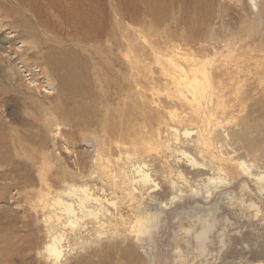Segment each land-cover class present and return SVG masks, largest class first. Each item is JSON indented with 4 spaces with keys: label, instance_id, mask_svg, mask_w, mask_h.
Here are the masks:
<instances>
[{
    "label": "rangeland",
    "instance_id": "1",
    "mask_svg": "<svg viewBox=\"0 0 264 264\" xmlns=\"http://www.w3.org/2000/svg\"><path fill=\"white\" fill-rule=\"evenodd\" d=\"M4 1L0 0V39L5 34L8 37L17 35L14 38V45L22 49L30 48L27 42L20 41L21 39L25 41L23 39L26 38L25 34L21 32V21L10 9L9 3ZM138 2L140 3L139 0ZM211 3L215 17L213 20L208 16L205 18L206 25L201 34L203 39H199L195 45L187 42L189 38H194V34L191 32L190 24L181 21V14L177 11L179 6L176 3L174 7L172 6L173 8H170L173 9V12L170 11V17L160 25H152L150 16V18L145 16L148 17L147 26L139 22L130 23L132 30L129 32L131 33L129 39L133 40L134 48L129 54L131 63L129 66L126 64L127 69L125 70L131 75L132 91L136 90V92H132L136 93L135 96L132 94V101H137L132 103L135 108L133 116L135 127L137 129L139 127L140 134L138 138L136 137L137 139L135 138L137 141L132 139L135 144L133 143L129 147V161L127 157L122 161L116 160L118 156L116 153L113 154L114 157L110 154L104 155L106 152H102L101 156L98 155L101 152L93 150L97 148L93 145L92 140L87 142L81 139L84 135H88L83 134L86 129L71 131L66 125L67 123L62 124L63 121L67 122L68 118L56 108L64 105L62 103L64 92L60 87L58 74L50 70L49 65L44 64L40 58L30 57L29 62L36 66L35 72L30 75L35 82L33 85L32 80L27 79L23 74L22 69H24L26 61H22L21 55L17 53L8 56L5 50L0 48V143L7 148L10 147V152H14L10 156L8 165L0 163V264H50L43 252V247L48 240L45 218L43 217H48L52 207L46 208L43 213H48L43 215L39 206L47 202L51 203L53 201L51 196L56 190L59 191L60 187L64 189L69 185L85 186L94 196L102 198L105 201L103 206L106 207L103 212L107 213L105 212V220L101 226L93 227L87 224L88 234L84 233V230H80L82 231L81 237L78 235L80 228L76 222L60 227L58 233H62L64 238H67L65 241L67 245L63 244L65 260L61 264H72L75 260L83 258H89L93 260L94 264H98L99 258L102 256H109L111 260L119 264H264V194H261L257 188L259 182L253 181L251 174H242L239 165H237L238 161H243L244 165L250 168V173L253 169V174L264 178V158L261 159V156H264L260 151H256L258 146H254L258 144V131L257 136L254 135V132L247 134L249 139L252 138L250 142L254 143L251 145L252 148L248 142H243L237 134L232 142H228L227 145L232 149L228 147L223 152H226L232 160L235 159L233 161L235 167L233 169H224L223 167L224 171L221 174L218 172V175L216 168L224 166L218 161V158H222L221 153L213 149L215 150L213 151L214 159L208 154L203 157L200 152L203 147L193 143L197 137L195 133L199 124L192 122L190 127L189 120L178 122L176 117L173 118L167 114V111L171 110L173 113L179 114L180 117L188 116V113H185L186 110L181 109L178 103H173L174 95H171L172 98L167 95L171 93L172 89L169 81L178 76L176 67L185 68L184 62L186 65L187 57L183 56H188L190 61L192 58H198L201 64L206 68L209 67L210 70L215 67L226 72L233 68H240L241 75L238 76L239 84L236 87L241 88L239 91H241L242 97L238 96V98L244 101L240 102L239 99H235L236 104L233 103V107H231L233 110H237L234 117L246 118L250 115L253 117L252 120L250 116L248 118L250 124L256 122L262 126L264 114L260 113L259 108L264 106V39L258 40L257 36L259 37L262 30L259 28L262 20L258 15V9L264 7V0H212ZM224 6L228 8L225 14L222 11ZM141 18L144 17L141 16ZM253 32H256V35ZM224 41L229 43L227 49L222 47ZM201 43L205 45H201ZM12 44L9 43L6 46ZM109 44L104 42L101 48H108L111 45ZM241 44H244V47L238 48ZM114 48L112 50H114V55L116 53L115 57L120 63L118 66H114V70L103 69V75L116 82V87L112 85L108 88L105 87L110 90L112 100L116 97L112 90H119L123 85L122 73L126 71L123 70L122 64L125 63L124 60L128 55L125 54L123 48ZM28 51L23 50V54L25 55ZM29 53L32 54V51L30 50ZM176 62L177 66L174 65ZM14 66L19 68L20 72L18 71L17 75L12 69ZM186 68H188L187 65ZM211 78L214 79V76L209 74L206 75V78L198 76L200 82ZM91 81L96 86L93 89L97 90L98 88L96 96L99 100L104 93L99 92L101 87L95 81L92 73L89 82ZM166 85L169 89L166 88ZM101 86L104 87V84ZM158 86L164 90L161 92ZM61 91L62 93H60ZM53 92L55 96L52 95ZM138 93L142 96L140 97ZM245 99L248 101L246 102ZM256 100H258V110L248 111L249 109L246 107ZM99 105L98 101L97 106ZM139 105L141 106L139 107ZM140 118L141 120H139ZM148 118L151 125L148 122L146 124ZM137 120L139 121L138 125ZM164 124L177 126L181 133L184 132L185 127V129L191 130L188 137L180 133L178 136L180 141L171 143V135L167 132ZM54 126H58V128ZM143 127L147 130L145 131ZM261 129L264 131L263 127ZM99 133L96 128H91L89 134L101 137ZM18 143L23 146L20 147ZM232 143L236 144L240 150ZM176 146L191 156L193 155V159L197 163L199 162V166H192L183 159H179L176 155ZM249 149H252V152H248ZM0 150L7 153L4 146H0ZM132 151L133 153H131ZM258 152L261 153V156L258 155ZM140 161L145 164V171L153 184L156 185L153 187L154 189L151 188V192L140 189L129 191L123 188L121 179L114 180L109 176L108 168L112 166H114L113 172L127 171L131 165L140 164ZM120 168H122L121 171H119ZM243 168L247 169V167ZM197 173L198 176H195ZM180 175L185 176L187 184L185 181L184 183L180 181L178 178ZM208 175L209 183L205 180ZM237 176L239 177L237 178ZM218 177H221V180ZM215 179L217 182L214 181ZM171 181H175L180 187L172 188ZM202 182L206 185L203 186ZM214 186L218 188L216 189ZM193 187L196 189L199 187L203 191H197ZM208 191H212V194L207 197ZM40 193L43 194L42 199L38 197ZM230 195L231 197H229ZM72 200L70 199L69 203H72L75 208V202ZM152 200L160 206L162 203L165 204L166 208L162 206L161 216L154 221V225L150 226L149 232L142 238L135 239L130 235L127 223L132 222L135 215L145 216L146 211L151 212L147 207L150 206ZM246 203H249L250 206ZM145 204L149 205L145 206ZM89 208L93 209V207ZM50 219L52 221V218ZM90 221L87 219L82 223L79 220L81 224ZM199 237L203 241H199ZM98 250L102 251V254L96 256L94 253Z\"/></svg>",
    "mask_w": 264,
    "mask_h": 264
},
{
    "label": "bare ground",
    "instance_id": "2",
    "mask_svg": "<svg viewBox=\"0 0 264 264\" xmlns=\"http://www.w3.org/2000/svg\"><path fill=\"white\" fill-rule=\"evenodd\" d=\"M139 1H140V3L138 2V0H5L4 1V2L9 3L10 9L12 10V12L15 15L18 16L19 20L21 21V25H22L21 32L25 34L26 38L23 39L25 41H22V39L20 41L23 43L27 42L30 45L29 46L27 44V46H29L30 48H23L22 49L21 47H16L14 45V38L17 37V35L15 37H13V36L8 37L7 34H5V36L0 39V45H2V47H0V48L4 49L5 53L8 56L9 55L11 56V54L15 55L17 53H19V55H21L22 61L23 60L26 61V65L24 66V69H22V71H23L24 76L27 77V79L32 78L30 75L35 72V67H36L29 62L30 57L40 58V60H42V62L44 64L49 65V67L51 68L50 70L55 71L58 74L60 87L64 92V96L61 95L63 97L62 103H64V105L56 108L58 111L61 112V114L66 115L68 118V119L66 118L68 121L67 122L63 121L62 124L64 122L67 123L66 125L70 128L71 131H73L75 129H80V130L86 129V132H84L83 130L82 131L84 132L83 134H88V135H84V137L81 138L82 141L88 142V140H92L93 145L97 148V149H93V148L92 149L94 151H100L101 152L98 155L101 156L102 152H106L104 155L110 154L111 156L114 157L113 154L116 153V154H118L116 160H120V161H122L123 158H126V157L128 160V156H129L128 154H129V149H130L129 147L134 143L133 140H136L140 134L139 127H138V129L135 127L136 124H134L135 119L133 116L135 108H134L132 103H133V101L134 102H137V101H135V100L132 101V94H134V96L136 94V93H132V92H136V90H135L136 88L133 89L135 91H132V87H133L132 86V80H131L132 78H131V75L125 70V69H127L126 64L129 66L131 63V59L129 58V54H130L131 50H133V48H134L133 42H132L133 40L130 41V39H129V35H131V33H129V32H130V30H132L130 23L139 22V23H144L147 26L146 21H147L148 17L150 16L151 17L150 23L152 25L153 24H159L160 25L161 23L165 22L170 17V11L172 10V12H173V9H170V8H173L175 6V3H176L179 6L178 9L177 8L176 9H177L178 13L181 14V18H180L181 21H184L185 23L188 22L190 24V27H191V32L194 34V38H189L187 40V42H189L188 44L195 45L196 43L199 42L198 41L199 39H201V40L203 39V38H201V34H202L203 27L206 25L205 18L208 16L209 18H211L213 20L215 17V15L213 14L214 9H213L212 3H211L212 0L211 1L210 0H139ZM241 1H243V0H241ZM222 11L225 14L228 11L227 6H224ZM258 15L260 17V20H262L261 23L259 24L260 25L259 28H262V30L260 31L259 37L257 36V38H258V40H263L264 39V7H261L258 9ZM141 16H143L144 18L142 19ZM145 16H148V17L146 18ZM180 24H181V22H180ZM139 29L141 30V28H139ZM253 33H255V35H256V32H253ZM27 39H29V40H27ZM133 39H134V37H133ZM20 41H19V43H20ZM12 42H13V44H12ZM104 42H108L111 45L109 44L110 46L108 48L102 49L101 47H102ZM9 43H11L13 46L12 45L6 46ZM201 45H205V44L201 43ZM24 46H26V45H24ZM113 47L123 48V51L125 52V54H128V55H126V60H124L125 63L122 64L123 68H124L123 70L126 71V72L122 73L123 74V85L120 87L119 90L118 89L112 90L114 95L116 96L112 100V97H110V96H112L109 92L110 90L107 88L110 85L115 86L116 82H115V80H111V79L106 78L103 75L104 74L103 69L105 68L106 70H109V71L112 69L114 70V66H118V64L120 63L118 58L115 57L116 53L114 55V50H112ZM222 47H226V49H227V47H229V43L228 42L223 43ZM241 47H244V44H241L240 46H238V48H241ZM29 49L32 51V54L29 53V51H30ZM23 50L25 52L28 50L29 51L24 55ZM116 52H117V50H116ZM0 53H1V51H0ZM190 54L192 55L191 51H190ZM176 56H175V58H176ZM183 57L188 58V56H183ZM187 58L185 60H186V65L188 68H186L185 62H184V60H182L183 58L181 60L184 62L185 68L177 66L178 65L177 62L174 63V65L177 64L175 66H177L176 67V73H178V76L174 77L173 79H171V81H169L171 86H172V89H171V93H169L167 95L170 97H171V95H174L173 98L171 97L173 99V103L174 102L178 103V105L181 107V109L183 108L184 110H186L185 113H188V116L184 115V116L180 117L179 114H175L171 110H168V109H167L168 110L167 114L170 117H173V118L176 117L178 122L184 121V120H189V123H190L189 126L190 127L192 126L191 125L192 122H195V124L196 123L199 124V126L196 128L198 130L195 133V134H197V137L195 135L196 138L194 139L195 141H193V143L197 146L203 147L202 151H200V152H202L203 157L205 154H208V155H210V157H212L214 159L215 154L213 151H215V150H213V149H216L219 153H221L222 158H218V156H217V158H218V161H220L224 166L221 165V166H218L217 168L215 167L216 171H217L216 174H218V175H219V173L221 174L225 168H232L233 169V167H235L234 166L235 163H233V161L235 159L232 160V158H230L229 155L223 151L228 149V147H229V145H227L228 142L229 141L232 142L234 140V138L236 137V134L240 138H242L243 142H248L249 146H251L253 142L251 143L250 140L252 138L249 139L248 138L249 136L247 137V134L250 132H254L255 133L254 135L257 136L256 133L258 131L259 140H257L258 142L256 141L258 144L254 145V146L255 147L258 146V149L256 151H260L264 156V131L261 129V127L264 128V120L262 121V126L256 122L254 124L253 123L250 124L249 123L250 121H248V118L250 115L246 118L234 117V113H236L237 110H233L231 108V107H233V103H235V99L237 100V99H239L238 96H241L240 95L241 91H239V89H241V88L236 87V85L239 84L238 78L241 75V69L240 68H237V69L233 68L231 71L229 70V71L224 72L220 68L214 67L210 70L209 67L206 68L203 64H201V61L198 60V58L194 59L191 57L192 58L191 61L189 58L188 59ZM6 61H8V60H6ZM22 61H20V62H22ZM15 66L12 69L14 70V74L17 75L19 68L15 67ZM90 68H92V69L90 70ZM225 69H226V67H225ZM6 70H8V69H6ZM45 70H46V68H45ZM43 73L45 74V72H43ZM91 73L94 76L95 81L98 82V84L101 87V89H99V92H101V94L104 93V95L100 96L99 100H98V97L96 96L98 88H97V90H94L93 88L96 87V86H94V82L93 81L89 82ZM46 74H47V72H46ZM53 74H55V73H53ZM207 74L214 76V79H212V78L210 80L205 79L204 82H200L198 79V76H203L204 78H206ZM223 74H224V76H222ZM20 75H21V73H20ZM29 76H30V78H28ZM14 77H12V78H14ZM33 77H34V75H33ZM55 80H57V79H55ZM48 81H49V79H48ZM31 83L33 85L35 84V82L33 80L31 81ZM241 83H243V82H241ZM50 84H51V82H50ZM102 84H104V87L101 86ZM170 84H168V85H170ZM56 86H57V82H56ZM56 86H55V88H56ZM43 87H45V86H43ZM105 87H107V88H105ZM244 87H247V86H244ZM52 88H53V86H52ZM141 88H144V87H141ZM166 88H168L167 85H166ZM158 89L160 90L161 87L159 88V86H158ZM116 90H118V91H116ZM162 90H164V89H161V92H162ZM58 91H59V89H58ZM165 91H167V90H165ZM60 93H62V91ZM27 94H28V92H27ZM52 95L55 96L54 92ZM57 95H59V94H57ZM235 95H236V97H235ZM139 96H140V94H139ZM141 96H142V94H141ZM50 98H51V96H50ZM239 100H240V102L244 101V100H241V98ZM98 101L100 103L99 106H97ZM247 101H248V99L246 100V102ZM53 102H54V100H53ZM241 105H243V104L241 103ZM140 106L141 105H139V107ZM168 106L170 107V105H168ZM246 108L249 109L248 111H253L255 109L258 110V100L254 101L250 106H248ZM187 109H188V112H187ZM138 110H141V109H138ZM175 110H176V107H175ZM178 110H180V109L178 108ZM259 110H261L260 111L261 114H264V106H260ZM22 111H25V110H22ZM206 114L208 115V117ZM246 115H248V114H246ZM237 116H238V114H237ZM161 118H162V116H161ZM251 118H253V117L250 116V119ZM136 119H137V117H136ZM139 120H141V118ZM148 120H149V118L147 119L146 124H147ZM138 122L139 121L137 120V125L139 124ZM150 122H148V124ZM166 122H167V120H166ZM59 124H57V125H59ZM62 124H60V125L63 126ZM161 124H162V122H161ZM150 125H151V123H150ZM150 125H149V128H150ZM185 125H188V124H185ZM164 126H166L167 132L169 133V135H171V139H172L171 143H178L180 141L178 136H180V133H181L180 130H178V127L176 126L177 127L176 128L175 125L171 126L169 124H167V125L164 124ZM54 127L58 128V126L57 127L54 126ZM64 127H65V125H64ZM181 127H183V126H181ZM91 128H96L100 132L99 135H101V137H97L95 135H90L89 133L91 131ZM185 128H184V132L181 134L187 135V137H188L191 129H185ZM237 128H238V130H237ZM143 129H144V127H143ZM156 130H158V129H156ZM162 131H164V130H162ZM149 132H151V131H149ZM251 135H252V133H251ZM240 140H239V142L242 145V142ZM188 142H190V141H188ZM18 144L20 147L23 146L20 143H18ZM138 145H140V144H138ZM154 145H155V143H154ZM173 145H175V144H173ZM0 146H4L7 150V153H3L0 150V163H2L4 165H8L9 161H10V156L14 152H10L11 148L10 147L7 148L2 143H0ZM177 146L175 147V149H176V155L179 159H183L185 162H187L188 164H191L192 166H197V165L199 166V164H198L199 162L197 163L196 160L193 159L194 158V157H192L193 155L191 156L188 152H186L182 148L181 149L178 148ZM234 146H236V144ZM183 147H185V146L183 145ZM154 148H156V147H154ZM251 148H252V146H251ZM164 149H166V148H164ZM230 149H232V148H230ZM251 150L252 149H249L248 152H252ZM133 151L131 153H133ZM154 152H156V151H154ZM261 153L258 152V155L261 156ZM239 154H241V153L239 152ZM155 155H156V153H155ZM233 155H235V154H233ZM258 155H256V156H258ZM167 156H168V154H167ZM238 156H240V155H238ZM260 156H258V157H260ZM161 157H162V155H161ZM263 158L264 157L261 156V159H263ZM104 159L109 160L107 158H104ZM97 161H98V159H97ZM213 161H211V162H213ZM106 162H109V161H106ZM131 162H134V161H131ZM97 165L99 166V164H97ZM203 165H204V163H203ZM237 165H239L242 174H248V175L251 174V179L253 181L259 182V187H257V188H259V190L261 191V194L262 193L264 194V178L262 176L260 177L258 174H255V173L253 174L252 173L253 169H252V172L250 173V170H249L250 168L248 166L244 165L243 161H238ZM252 166L254 167V165H252ZM255 166H256V164H255ZM1 167H3V166H1ZM37 167H39V166H37ZM223 167H224V169H223ZM243 167H247V169L243 168ZM113 168H114V166L108 168V170L110 171V172L107 171L109 173V176L111 178H114V180L121 179V182H122L124 189H127L129 191H134V190L140 189V190H145V191L149 192L150 190L154 189L153 188L154 186H156L155 184H153L152 180L149 178L148 173L145 171V164L142 162L140 164L131 165V168L128 169L127 171H125V170L121 171L122 168H120L119 171H121V172H117V171L113 172L112 171ZM46 171H48V170H46ZM210 171H211V169H210ZM241 173H239V174H241ZM112 174H113V176H112ZM195 176H198V173ZM235 177H236V175H235ZM238 177L239 176H237V178ZM178 178H180V181L182 183H184V181H185V183L187 182L185 176H183V175H180ZM218 178L221 180V177H218ZM205 180L207 181V183L210 182L209 175L205 177ZM228 180H230V179H228ZM194 181L197 182L199 180L197 179V181L196 180H194ZM201 181H203V180L201 179ZM214 181L217 182L216 179ZM44 182H46V181H44ZM200 182H199V184H200ZM213 183H215V182H213ZM170 184H171V187L175 188V189H178L180 187L179 184H177L175 181H171ZM204 184L205 183H203V186H204ZM200 185H202V184H200ZM41 186H42V184H41ZM49 186H51V185H49ZM57 187H58V185H57ZM199 187H201V186H199ZM199 187H197L198 189H196V187L195 188L193 187V188L198 191L201 189V188L199 189ZM211 187H212V185H211ZM60 189L61 190L58 189L59 191L56 190V192L53 194V196H51V199L53 197L52 200L54 202L53 201H51V203L47 202L46 204H42L39 206V207H41L42 213L44 211H46V208H48L49 206L52 207L51 212L49 211L50 213H49L48 217H43V218H45L46 231L48 234V240H47L45 246L43 247V252L45 254L46 259L50 261V264H61V262L65 260V258H64L65 248L63 247V244L67 245V244H65V241L67 238H64V235L62 233H58V230L60 229V227H63L64 225H72L76 222L77 225H79L78 228H80L78 230V232H79L78 235L80 236L82 234V231H80V230H84L85 231L84 233L88 232L87 224H90L93 227L101 226L105 220L104 217L106 216V214H105L106 211L103 212V209L106 208L103 206L105 201L102 198L94 196V194H92L88 190V188H85V186L80 187L78 185V187H77V186L69 185V186H66V188H64V189L62 187H60ZM118 189H119V187H118ZM191 189H192V187H191ZM170 190H172V189H170ZM48 193L51 194L50 192H48ZM211 194H212V191H208L207 197L211 196ZM170 195H171V193H170ZM38 197H39V199H42L43 194L40 193ZM229 197H231V195ZM70 199L74 200L75 208L73 207L72 203H69ZM230 200H232V199H230ZM176 202H177V200H176ZM159 203H161V202H159ZM246 204L248 205L249 203H246ZM140 205H142V204H140ZM148 205L145 204V206H148ZM167 205H169V204H167ZM239 205H240V203H239ZM162 206L166 208V205L163 203H162ZM162 206H160V204H158L152 200L150 202V206L147 207L149 210H151V212L146 211L145 216L135 215L132 222L127 223L128 227H129L128 231H129L130 235L134 236L135 239L136 238H142L143 235H146L149 232L150 226L154 225V221L157 220L161 216L160 214L163 211ZM249 206H250V204H249ZM89 207H93V209L89 208ZM253 211H256V210L253 209ZM46 213H48V212H46ZM45 214L43 213V215H45ZM212 217H213V215H212ZM50 218H52V221H50L51 220ZM78 219L81 220L82 223L84 220H87V219H90L91 221L89 223L81 224ZM78 235H77V237H78ZM198 240L203 241V239L201 237H199ZM94 254L96 256H98L99 254H102V251L98 250ZM45 257H44V259H45ZM99 259L100 260H99L98 264H119L118 262L111 260L109 256H107V257L102 256ZM72 264H94V262H93V260H91L89 258H83V259L75 260L74 263H72Z\"/></svg>",
    "mask_w": 264,
    "mask_h": 264
}]
</instances>
